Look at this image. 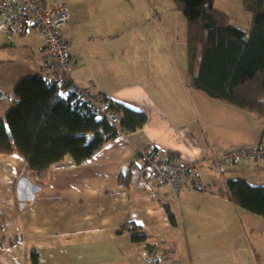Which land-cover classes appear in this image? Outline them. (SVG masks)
<instances>
[{"label":"crops","instance_id":"crops-1","mask_svg":"<svg viewBox=\"0 0 264 264\" xmlns=\"http://www.w3.org/2000/svg\"><path fill=\"white\" fill-rule=\"evenodd\" d=\"M50 1L71 11L63 34L73 80L148 121L80 164L68 156L37 172L17 153L0 154V264H34V250L39 264H264V243L240 251L231 237L234 229L245 244L247 228L264 229V217L238 209L227 193L232 178L264 184V160L220 170L211 159L263 143L264 119L178 80L169 89L153 45L128 49L119 13L103 12L98 0ZM0 51L1 122L16 84L41 73L47 51L35 29L13 38L0 31ZM148 147L195 163L205 188L177 192L156 180L138 159ZM132 225L147 238L134 241Z\"/></svg>","mask_w":264,"mask_h":264},{"label":"trees","instance_id":"trees-1","mask_svg":"<svg viewBox=\"0 0 264 264\" xmlns=\"http://www.w3.org/2000/svg\"><path fill=\"white\" fill-rule=\"evenodd\" d=\"M175 2L188 22L189 85L264 119V0H243L252 16L247 29L232 23L227 13L216 8L215 0ZM13 94L14 104L0 122V154L17 153L37 172L63 163L68 156L80 164L108 141L135 132L148 121L144 111L112 99V108L121 116L115 126L69 86L50 82L42 73L23 78ZM138 159L142 160L141 154ZM227 188L238 207L264 217V184L232 178ZM132 226L134 241L147 238L141 227ZM33 261L39 264L36 250Z\"/></svg>","mask_w":264,"mask_h":264},{"label":"built area","instance_id":"built-area-1","mask_svg":"<svg viewBox=\"0 0 264 264\" xmlns=\"http://www.w3.org/2000/svg\"><path fill=\"white\" fill-rule=\"evenodd\" d=\"M71 17V11L62 2L47 3L44 0H0V31L8 37H16L23 31L38 30L43 37L47 58L41 65V73L50 81L69 86L89 107L115 126L121 116L112 108L113 100L106 95L81 86L73 80L74 61L70 43L63 35ZM142 161L152 177L173 187L177 192L185 187L205 188L193 162L163 157L152 147L141 152ZM212 161L218 169L224 165L251 161L259 166L264 160L263 143L254 147H241L213 154Z\"/></svg>","mask_w":264,"mask_h":264},{"label":"rangeland","instance_id":"rangeland-1","mask_svg":"<svg viewBox=\"0 0 264 264\" xmlns=\"http://www.w3.org/2000/svg\"><path fill=\"white\" fill-rule=\"evenodd\" d=\"M50 2L52 1L49 0ZM98 3L103 12H108L110 15L119 13L116 25L123 29H120L122 32H125L120 38L128 49L135 46L138 51L142 47H147L144 45H153L155 56L160 61L159 79L163 83L172 84L168 85L169 89H174L173 84L176 80L182 82L184 86L188 84L187 87L191 88L187 51L188 22L175 0H98ZM215 6L227 13L231 17L232 23L237 26L243 29L250 26L252 16L244 8L243 0H215ZM238 209L248 211L244 208L238 207ZM247 213L251 216L258 215L252 214L250 211ZM231 237L236 239L234 241L236 243L232 244L233 248L241 245L240 251L253 249L250 241L254 245L264 243V229L251 230V228H247L245 244L234 229Z\"/></svg>","mask_w":264,"mask_h":264}]
</instances>
